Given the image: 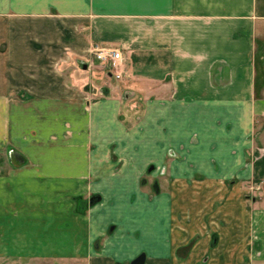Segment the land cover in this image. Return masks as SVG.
Here are the masks:
<instances>
[{"label":"crops","instance_id":"0c3cea01","mask_svg":"<svg viewBox=\"0 0 264 264\" xmlns=\"http://www.w3.org/2000/svg\"><path fill=\"white\" fill-rule=\"evenodd\" d=\"M151 165L176 211L238 215L254 180L264 195V0H0V243L47 241L78 194L100 195L84 234L156 210Z\"/></svg>","mask_w":264,"mask_h":264},{"label":"rangeland","instance_id":"374dc122","mask_svg":"<svg viewBox=\"0 0 264 264\" xmlns=\"http://www.w3.org/2000/svg\"><path fill=\"white\" fill-rule=\"evenodd\" d=\"M1 159L23 164L26 157L8 146ZM7 171L0 167L1 173ZM141 183L149 189V200H158L156 210L130 209V215L114 212L84 234L83 215L88 206L95 210L101 205H96L100 195H75L73 207L64 202L65 213L47 241L36 239L37 246L0 243V264H264V195L255 180L242 184L238 215L231 205L236 199L226 200L222 210L220 199L215 209L200 215L190 207L170 208L169 175L163 165L148 166Z\"/></svg>","mask_w":264,"mask_h":264},{"label":"built area","instance_id":"2783aa9c","mask_svg":"<svg viewBox=\"0 0 264 264\" xmlns=\"http://www.w3.org/2000/svg\"><path fill=\"white\" fill-rule=\"evenodd\" d=\"M92 55L95 59L99 60L103 64L108 62L113 68L115 76L119 77L122 75V69L120 66L121 52L116 47H106L96 45L92 48Z\"/></svg>","mask_w":264,"mask_h":264},{"label":"water","instance_id":"95a60500","mask_svg":"<svg viewBox=\"0 0 264 264\" xmlns=\"http://www.w3.org/2000/svg\"><path fill=\"white\" fill-rule=\"evenodd\" d=\"M91 201H92V200H91ZM91 201H90V202H91Z\"/></svg>","mask_w":264,"mask_h":264}]
</instances>
